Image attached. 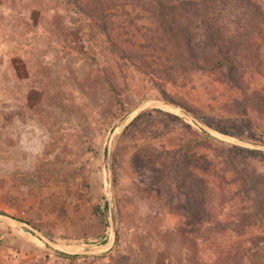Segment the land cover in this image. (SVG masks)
<instances>
[{
  "label": "rangeland",
  "instance_id": "374dc122",
  "mask_svg": "<svg viewBox=\"0 0 264 264\" xmlns=\"http://www.w3.org/2000/svg\"><path fill=\"white\" fill-rule=\"evenodd\" d=\"M67 1L0 0V264H213L247 247L264 264V27L224 12L248 40L238 89L180 67L144 7L108 0L110 42Z\"/></svg>",
  "mask_w": 264,
  "mask_h": 264
},
{
  "label": "trees",
  "instance_id": "16d2710c",
  "mask_svg": "<svg viewBox=\"0 0 264 264\" xmlns=\"http://www.w3.org/2000/svg\"><path fill=\"white\" fill-rule=\"evenodd\" d=\"M115 1L119 4L132 3L140 5L149 11L161 30L160 39L164 42L162 49L169 50L171 55L174 54L179 60L180 67L199 71L220 72L224 81L241 89L243 76L241 55L244 45L247 46L248 40L242 38L245 35L240 34V32L238 35H228L223 24L224 12L230 7L231 2L235 1L243 7L244 11L243 17H240L238 22L245 19L246 23L250 24L248 27H253L261 34L264 27V7L259 0ZM66 4L73 13H84L88 20H95V23H97V20L90 12L96 11L95 13H97V17L102 23L103 31L107 30L106 11L109 4L108 0H89L85 5L79 0H68ZM89 4L90 7L88 8ZM80 20L79 18L78 21ZM80 25L83 26L82 23ZM195 29L199 31L198 38ZM106 33L111 42L112 39L109 33L107 31ZM248 45H251V43ZM120 52L121 54L125 53L122 49ZM243 97L242 100L235 99V102L237 108L245 114L247 110L245 103L249 98L246 94ZM183 108L187 110V108ZM106 209H108L107 203H105L103 213ZM252 250L251 247H247L229 252L220 256L213 264H248L246 261L253 256L252 252L254 250ZM77 257L78 255H68L71 260Z\"/></svg>",
  "mask_w": 264,
  "mask_h": 264
},
{
  "label": "water",
  "instance_id": "95a60500",
  "mask_svg": "<svg viewBox=\"0 0 264 264\" xmlns=\"http://www.w3.org/2000/svg\"><path fill=\"white\" fill-rule=\"evenodd\" d=\"M111 246V245H110ZM110 248V247H109Z\"/></svg>",
  "mask_w": 264,
  "mask_h": 264
}]
</instances>
